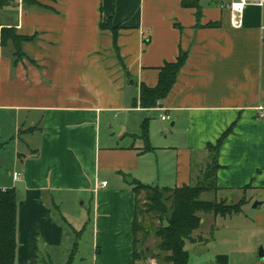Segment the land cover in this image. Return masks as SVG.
<instances>
[{
    "label": "crops",
    "instance_id": "crops-1",
    "mask_svg": "<svg viewBox=\"0 0 264 264\" xmlns=\"http://www.w3.org/2000/svg\"><path fill=\"white\" fill-rule=\"evenodd\" d=\"M33 1L0 10L2 26L32 37L19 63L12 43L0 49V114L25 112L29 137L16 145L18 170L0 183L18 195L16 264H53L69 249L73 264V239L86 234L92 264H133L131 181L197 185L212 163L208 146L230 129L218 189L202 198L244 201L243 211L203 216L186 248L210 250L195 264H264V4L248 6L236 26L229 0H191L199 9L184 0ZM108 24L119 27L116 42ZM181 53L167 97L134 107L141 85L155 88Z\"/></svg>",
    "mask_w": 264,
    "mask_h": 264
},
{
    "label": "trees",
    "instance_id": "trees-1",
    "mask_svg": "<svg viewBox=\"0 0 264 264\" xmlns=\"http://www.w3.org/2000/svg\"><path fill=\"white\" fill-rule=\"evenodd\" d=\"M34 4L33 0H25ZM14 0H0V10L9 7ZM183 5L199 9L195 1L184 0ZM199 14V13H198ZM109 28L116 42L119 27L111 24L102 25ZM32 37L20 35L15 27L0 24V49L10 43L15 47V62L19 63L27 58L23 45L30 42ZM187 61V54L181 53L174 63H167L161 68L159 84L155 88H148L144 84L140 87L139 99L132 105L142 108H156L172 90L180 70ZM147 122L143 124V136L148 140ZM227 131L215 145L210 144L208 151L212 163L205 171L204 179L195 186L175 188H160L143 185L135 180L131 184L136 193V209L132 221L133 233V264L142 258H148L149 248L144 246L150 236V227L147 226V216L154 215L161 221V225L154 231L159 239L160 254L156 258L160 264H189L190 254L187 243L190 242L202 225L201 213L214 214L216 217H228L242 213L244 201L235 204L206 201L202 196L216 190V172L218 169L217 157L224 139L230 134ZM142 194H145L142 198ZM144 200L143 205L141 200ZM18 231V195L14 188H0V264H16ZM142 234V237H139Z\"/></svg>",
    "mask_w": 264,
    "mask_h": 264
},
{
    "label": "rangeland",
    "instance_id": "rangeland-1",
    "mask_svg": "<svg viewBox=\"0 0 264 264\" xmlns=\"http://www.w3.org/2000/svg\"><path fill=\"white\" fill-rule=\"evenodd\" d=\"M25 112H22L21 115L16 116L15 113H5L0 114V183L6 179V173L9 171L18 170L15 164L16 160V153L18 150L16 149V145L18 140H20V148H25V142H28L29 139L27 132H25ZM18 123V125H17ZM170 124V121L168 122ZM20 165V163L18 164ZM20 170V167H19ZM218 188H216L217 190ZM145 194H142V198H144ZM208 196V195H207ZM213 194L208 196L207 200H214L216 202H223L229 204L232 200H223V198L217 197L216 199L213 198ZM206 197L203 195V198ZM206 199V198H204ZM143 205L144 200H141ZM233 202H237L236 199ZM203 216L212 215L211 213H201ZM147 226L150 227L151 230L150 236L147 238V241L144 246H138L139 249H144L146 247L149 248V256L148 258H142L141 260L136 261L135 264H160V260L156 258H152L153 256L156 257L157 254H160L161 251L159 250V239L155 235V230L161 225V221L155 217L154 215L147 216ZM91 234V233H90ZM86 234L83 239H77L76 241L73 239L74 242L78 243V251L75 253L73 264H92L93 256H92V237ZM139 237H142V234H139ZM201 252H200V251ZM188 252L190 254L189 264H195L196 261H200V259L205 258L206 256L211 255L210 250L203 248L196 247L195 249L188 244ZM210 252V254H209ZM72 254L71 249H69L65 256L56 257L52 260L53 264H67L68 260L70 259V255ZM63 257V258H62ZM45 261L49 262L48 258ZM197 264V263H196Z\"/></svg>",
    "mask_w": 264,
    "mask_h": 264
},
{
    "label": "built area",
    "instance_id": "built-area-1",
    "mask_svg": "<svg viewBox=\"0 0 264 264\" xmlns=\"http://www.w3.org/2000/svg\"><path fill=\"white\" fill-rule=\"evenodd\" d=\"M230 9L233 14V20L236 24V26L240 25V18L244 12V10L251 5H260L262 6L264 4V0H229ZM260 110H263V113L261 114V117H264V109L261 107ZM169 117L162 116L163 120H167ZM16 179H20L21 174L16 173L14 176ZM103 186H107V182L103 183Z\"/></svg>",
    "mask_w": 264,
    "mask_h": 264
},
{
    "label": "water",
    "instance_id": "water-1",
    "mask_svg": "<svg viewBox=\"0 0 264 264\" xmlns=\"http://www.w3.org/2000/svg\"><path fill=\"white\" fill-rule=\"evenodd\" d=\"M171 126H174V125H171ZM258 206H260V203L257 202L255 203L254 208H258ZM259 257L262 259V261H264V249L263 248H260Z\"/></svg>",
    "mask_w": 264,
    "mask_h": 264
}]
</instances>
